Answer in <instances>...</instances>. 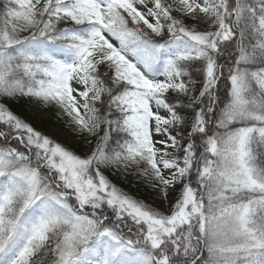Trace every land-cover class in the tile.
Segmentation results:
<instances>
[{
    "label": "snow or ice",
    "instance_id": "snow-or-ice-1",
    "mask_svg": "<svg viewBox=\"0 0 264 264\" xmlns=\"http://www.w3.org/2000/svg\"><path fill=\"white\" fill-rule=\"evenodd\" d=\"M0 264H264V0H0Z\"/></svg>",
    "mask_w": 264,
    "mask_h": 264
},
{
    "label": "trees",
    "instance_id": "trees-1",
    "mask_svg": "<svg viewBox=\"0 0 264 264\" xmlns=\"http://www.w3.org/2000/svg\"><path fill=\"white\" fill-rule=\"evenodd\" d=\"M114 181L121 185L125 190L129 192H138V185L135 178H125L124 176L113 177ZM142 192V189H139Z\"/></svg>",
    "mask_w": 264,
    "mask_h": 264
}]
</instances>
